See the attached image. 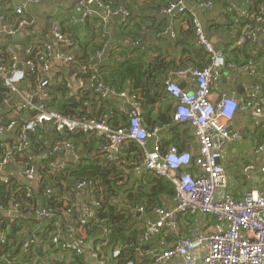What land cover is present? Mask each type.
Returning a JSON list of instances; mask_svg holds the SVG:
<instances>
[{
  "label": "trees",
  "instance_id": "obj_1",
  "mask_svg": "<svg viewBox=\"0 0 264 264\" xmlns=\"http://www.w3.org/2000/svg\"><path fill=\"white\" fill-rule=\"evenodd\" d=\"M104 1L113 9H118L112 3ZM200 1H211L215 5V0ZM262 1L252 0L249 4L250 16H246V20L242 22L243 30L244 28L259 27L256 21L259 17L264 20ZM172 2L174 1L168 2L161 9V12ZM259 5H261V9L258 8ZM124 9L128 10L127 8ZM127 12L129 19L132 16L129 10ZM142 15L146 19L147 15L143 13ZM4 16L8 22L12 23L17 18L15 13L13 16L6 14ZM183 16H187L185 20L189 27L184 33L176 27L177 39L173 41L174 45L181 44L186 33L187 35L188 33L196 35V19L190 12L173 19L167 16L166 22L159 21L157 22L158 25L153 23L156 26L152 28L156 31H150L156 35V39L163 40L171 34V31L168 30L169 26L171 24L172 26L176 25ZM93 19L102 21L101 27L97 28L96 33H99L98 31H101L103 27L104 30L106 29L105 24H103L105 22L99 18L90 19L84 27L76 24L74 26L80 27V29L86 28L85 31L90 32L89 25ZM135 23L124 24L125 26L122 28V36L127 43L126 50L123 52L119 50V47L111 46L109 48L110 45L105 44L106 41L99 42L100 38L95 37V35L86 41L83 40L84 37L79 36L82 34L70 35L67 37L72 41L71 46L59 45L58 50L60 52L76 57L75 64H78L77 66L96 67L98 69L96 74L92 70L82 72L79 80L83 82L84 86L75 93L76 95L73 94V89L69 86L66 74L49 76L40 68L31 69L28 66L23 69L26 74L25 80L18 85V90L20 88L27 90V93L31 95L32 92L37 94L39 80L45 77L44 79L48 84L44 88V93L48 95V98L41 99V105L45 106L47 112H56L71 120L104 121L114 129L127 128L130 124V117L122 112L121 99L116 97L103 98L96 93L97 84L103 83L117 92L136 98L135 102L139 105L144 126L148 130H153L157 126L167 128L168 140L165 141L164 146L163 143L161 144L162 151L168 150L167 148L171 146H176L182 152L190 151L187 149L194 143L193 135L190 133V125L178 124L174 121L173 112L176 103L171 101L166 93V82H164L163 76L171 69V65L166 64L165 55L167 53L161 52L153 61H150L148 59L149 51L142 50V47L139 46V40L131 35L135 32L134 29L132 30L136 25ZM93 33L95 31L84 34L92 35ZM240 37L241 35L238 36V39ZM251 44L253 43L247 40L245 45ZM0 48H2L0 50V65L11 70L14 64L13 55L9 52V47L6 48L0 44ZM188 48L191 49L193 57L187 59L182 69L176 65L175 69L179 71L203 70L211 64L208 54L198 43L194 46L185 47L186 50ZM102 51H104L103 59L99 60L97 54ZM38 56V49L33 50L26 54L25 61L37 63ZM103 60L107 61V65H103ZM75 64H71L69 67L73 68ZM12 93L4 85V79L0 77V128L9 127L13 121L16 123L9 155L10 162L4 166V172L8 173L19 168L25 178V170L34 168L37 173V180L40 179V186L39 189L35 190L29 188L17 176H7V183L0 181V264H34V260L40 259L43 255L42 249L46 245L53 252H58L61 248L64 249L65 244L62 241L59 246L52 243L57 230L52 220H59V229L60 225L63 229L66 222L65 212L70 209L71 212H77L75 196L79 193L76 192L77 186L82 183L91 184L89 193L99 199V206L94 209L95 218L92 221L81 222L76 234L77 239L87 242L86 240L91 236H96L100 237L99 245L102 249H104L102 245H107V248L111 247L114 250L118 248L120 256L114 259L115 264L128 262L147 264L151 262V259L145 260L140 257V253L145 252L148 246L141 242L144 233L143 230L138 231L139 220L132 210L144 207L148 213L166 208V203L175 197V190L166 179L148 174V176L144 175L143 179L135 182L136 176L129 166V174L124 173L128 164L133 163L134 167L143 160L144 149L138 144L130 142L124 146L120 160L113 162L106 158V140L98 137L96 133L70 132L68 130L59 132L44 124L34 132L26 133L29 147L20 151L21 143L18 141L17 134H22L25 123L37 116L39 112L23 110L16 113V109L9 107V104L6 103L8 99L13 98ZM66 141L75 142V148L80 149L79 154L84 160L78 166L69 165L66 170L57 173L51 168L54 159L49 157V154L57 144ZM80 147H83V150ZM7 155L4 139L0 138V160ZM42 155H45L46 158H42ZM123 177L128 178V181L126 182ZM48 190L51 191V194L47 193ZM41 201L44 203L43 212L52 211V217L47 220H41ZM117 201L124 204L121 209L117 205ZM15 206H18V213L13 214V219L5 218L3 211H9ZM39 226L46 230L44 238L41 239V246L33 245L27 253H24L23 247L29 235H35L36 239L39 237L40 233L36 230ZM69 250L77 255L73 250ZM83 259L82 255H77L75 263L83 264Z\"/></svg>",
  "mask_w": 264,
  "mask_h": 264
},
{
  "label": "built area",
  "instance_id": "obj_2",
  "mask_svg": "<svg viewBox=\"0 0 264 264\" xmlns=\"http://www.w3.org/2000/svg\"><path fill=\"white\" fill-rule=\"evenodd\" d=\"M35 2L38 3L39 0ZM79 2L81 16L79 20L73 18V22H79L82 25H86L92 18L102 19L106 23L111 16L123 15L124 18L129 16V13L124 8L113 9L104 0H79ZM247 2L249 5L252 0H247ZM197 5L201 9H212L214 7L211 1H200ZM187 11L186 0H175L164 8L162 13L173 19L185 14ZM15 14L17 18L13 23H10L0 13V38L16 37L23 28L33 25V22L22 17L25 14V9L22 7L16 9ZM242 16H250L249 10H243ZM195 19L198 44L209 55L211 64L203 70L189 69L180 70L176 73L177 76L190 74L194 77L197 83L196 92H187L171 78L166 80L165 87L169 97L177 102L173 116L174 121L178 124H188L194 130L199 149V154L196 158L193 157L191 151L182 152L176 146H171L167 151L163 152L160 146L157 145L154 151H147L146 148L149 141L159 138L163 128L157 126L153 130H148L144 126L139 105L135 102L136 98L117 92L103 83H98L96 88V93L100 97L131 98L133 101L129 110L122 109V112L130 117V124L127 128L114 129L104 121L71 120L56 112H47L44 105L34 107L28 101L23 105H18L16 113L23 110H35L39 114L25 123L22 134H17L18 141L21 143L19 150L22 151L29 147L26 133L34 132L39 126L44 124L53 126L59 132L68 130L70 132L96 133L98 137L106 140V158L113 162L120 160L126 144L130 142L136 143L145 152L143 160L135 166V172L140 174L147 173L169 181L174 187V201L176 202V207L173 210L157 209L158 219L156 221L150 219L142 220L144 235L141 238V242L143 244L156 239L164 230H177L179 214L185 212L193 214L198 212L213 216L219 223L227 226L226 230L219 233L204 231L194 241L178 239L170 249L155 253L151 262L147 264H164L175 258H181L183 260L182 264H196L189 256L205 245L209 246V252L204 258V264H264V194L255 190L247 193L242 199H236L230 193H225L221 196V192L226 188L227 182L223 159L228 146L242 138L239 133L233 131V121L240 110H250L256 115L264 114V97L252 94L244 106L236 99L229 97L227 93H220L221 96H219L218 100L212 99L215 89L214 84L219 72L226 65L228 66V63L224 53L212 44L203 26L196 17ZM258 20L264 21L261 17ZM171 33L172 36H175L173 26H171ZM52 35V44H42L30 51L38 49L39 56L37 63L26 61V66L31 69L40 68L46 74L51 73L50 58L52 53L58 50L59 45H65L66 47L72 45V41L59 24L53 26ZM247 40H251L253 43L257 42V33L255 31L248 32V36L242 37L238 44H244ZM9 52L13 55L14 64L11 70H8L4 65H0V77L4 79V85L15 93L17 92V86L25 80L26 74L23 69L19 68L14 50L10 48ZM58 54L67 65H73L77 60L74 55H67L60 51ZM97 55L99 59L102 58L104 51ZM88 70H92L95 74L98 73L96 67H81L82 72H87ZM255 71L253 70V73ZM47 84L46 80H42L38 86L44 99L48 98V95L44 93V88ZM79 84L84 86L82 81ZM15 127L16 123L14 121L9 127H1L0 138L3 139L9 133L14 134ZM157 140L158 143L159 139ZM64 147L73 148L70 143L61 142L54 149L57 151ZM261 151H263L262 148L257 152ZM112 152L115 153L113 154ZM9 155L10 153L0 160V181L4 183H7V178H5L3 171L4 166L10 162ZM192 166L195 167V172H190ZM51 168L59 170L55 168V163L51 164ZM255 169L254 165H249L245 168V172H253ZM262 172H264V167ZM24 176L29 182H34L37 179V173L34 168L26 169ZM85 185L86 183H82L79 187L82 188ZM47 193L51 194V191L48 190ZM95 205L99 206V203L96 202ZM17 207L15 206L16 210ZM139 212L144 214L146 212L145 208H139ZM85 213L88 219L82 221L83 223L90 222L95 218L93 208H88ZM43 216L46 218L51 217L52 211L44 212ZM58 224V222L55 223L57 231L53 238V243L57 246L61 243V231ZM84 245V241L78 240L75 244L66 245L65 247L82 254ZM30 247V243L27 242L23 250L28 252ZM119 256L120 250L116 248L113 252V257L118 258ZM126 264L135 263L128 262Z\"/></svg>",
  "mask_w": 264,
  "mask_h": 264
},
{
  "label": "crops",
  "instance_id": "obj_3",
  "mask_svg": "<svg viewBox=\"0 0 264 264\" xmlns=\"http://www.w3.org/2000/svg\"><path fill=\"white\" fill-rule=\"evenodd\" d=\"M35 1L36 0H0V13L2 15L6 14L8 16H13L16 9L22 7L25 9V14L22 17L33 22V25L23 28L16 37L8 39L0 38V44H2V46L14 50L18 59V66L21 70L27 68L25 67V60L28 52L39 45L53 43L52 29L55 24L62 26L67 36L82 34L79 36L81 38L84 37L83 40L86 41L90 40L95 35V37L100 38L99 42L106 41L105 44L110 45L109 48L111 46H115L116 48L119 47V50L123 52L126 50L127 43L125 38H123L124 36H122V28L130 22L131 24L136 22V25L132 28L135 32L131 35L139 40V46L142 47V50H145V52L149 51L148 59L153 61L161 52L167 53L165 55L166 64L171 65V69L163 76L164 82L171 78L173 81L180 84L187 92H196V79L190 74L177 76L176 73L179 72V70L175 69V65L180 66L182 69L187 59L191 56L193 57L191 49L188 48V50H186L185 47L194 46L198 43L197 35L190 33L184 35L181 44L174 45L173 43V41L177 39L176 27L178 30L180 29L182 33L188 29L189 24L185 20V17L188 15L181 17L182 19L177 21L176 25H173L175 36H172L171 33L167 38L160 40L156 39V35L150 31H156L152 27L158 25L157 22H166V18L168 17L162 14L161 9L168 2L175 0H106L108 3L117 6V8H127L132 17L128 19V16L124 18L123 15L111 16L106 23H103L106 29L104 30L103 27L101 31H98L99 33H96V31L97 28L101 27L102 21L93 19L89 25L90 32L95 31L96 34L93 33L92 35L84 34L90 33L85 31L86 28L80 29V27L74 26L75 24L81 27L85 26L79 22H73V18L79 20L81 16L79 0H39L38 3ZM198 2H200V0H186L187 12H190L193 17L197 18L203 26L207 37L218 50L224 53L228 63V66L226 65L225 68L219 72L214 84L215 89L212 94V99L218 100L219 96H221L220 93H227L229 97L236 99L244 106L252 94L264 97V57L261 56H264V21L261 22L257 18L256 21L259 27L254 29L244 28L243 30L244 25H242V22L246 20L247 17L242 16V11L249 9L247 0H215V5L212 9H201L197 5ZM261 5L264 6V0ZM261 5H259L258 8H260ZM102 13H104V11H102ZM142 13L147 15L146 19H144ZM126 21L127 23L125 24ZM153 23H156V25ZM171 26L172 24L169 26V31H171ZM250 31H255L257 33V42L253 43L250 40L253 44L246 46V42L239 45V40L244 36H248V32ZM239 35H241V37L238 39ZM0 50H2V48H0ZM58 53V50L52 53V57L50 58L51 73L47 75L60 76L62 73L66 74L69 86L73 89V94H75L83 87L79 84L80 75L82 74L81 67L75 64L73 68H70V65L65 64ZM102 59L103 57L99 60ZM102 63L103 65H107V61L105 60H103ZM253 70L255 73H253ZM44 78L39 80V84H41L42 80H45ZM18 87L19 86H17V92L12 93L13 98L8 99V102L6 101L9 107L17 109L18 105H23L28 101H30L34 107L41 105V99L44 98L39 89L37 94H33L32 92L31 95L27 93V90H22L20 88L18 90ZM36 99L38 101L34 103ZM172 100L173 99H171V101ZM173 101L176 103L174 114L177 102L175 100ZM121 103V107L127 111L132 107L133 101L131 98H123L121 99ZM47 125L49 128H54L49 124ZM232 128L233 131L239 133L242 138L228 146L226 155L223 159L227 173V182L226 188L221 192V196L225 193H230L236 199H242L247 193L255 190L264 194V172H262V168L264 167V114L256 115L250 110H240L233 121ZM190 133L193 135L194 143H192L187 150H190L193 157L196 158L199 154L198 143L196 142L194 130L192 128ZM166 135L167 128H163L160 137L157 138L159 142L157 143V139L149 141L146 150L154 151L157 145L161 148L162 143L164 146L165 141L168 140ZM3 139L5 149L9 154L14 135L9 133ZM67 143H70L73 148L64 147L57 151L53 149L49 154V157L54 159L55 168L59 169H52L54 172L61 173L66 170L69 165L78 166L84 160L81 159L82 156L79 154L80 149L77 150L75 148V142L68 141ZM80 148L83 150V147ZM261 148L263 151L258 153L257 151ZM112 153L114 154L115 152ZM42 158H46V156L42 155ZM133 165V163L128 164L124 173H128L129 166L130 170L133 171L136 176L135 178L137 180L135 182L143 179L144 175H149H147V173L140 174L135 172V166L133 167ZM249 165H254L256 169L253 172L246 173L245 168ZM190 172H195L194 166L190 168ZM22 173L23 172L20 171L19 168L8 173L4 172L6 177L17 176L24 181L29 188H33L34 190L39 189L40 179L29 182L23 177ZM123 179H125L126 182L128 181V178L123 177ZM79 185L76 191L79 193L75 196V209H77V212L75 211L76 213H74L69 210L65 212L66 222L65 225H63L64 228L62 229L60 225L61 241L65 246L75 244L78 241L76 237L77 230L81 222L88 219L85 211L88 208L95 209V207H97L95 204L99 200L89 193L91 184L86 183L82 188H80ZM166 204L167 206L165 209L167 210H173L176 207L174 198ZM43 205L44 203L41 201V220H47L48 218L43 216ZM117 205L120 209L124 206L123 203L120 204V201H117ZM139 208L132 210V212L136 213V217L139 220L138 231L142 230L141 224L143 219H150L152 221L158 219L156 210L154 212H145L141 214ZM3 212L5 213L4 217L10 219H13V214L18 213L15 207L9 211L6 210ZM52 221L54 222V226L56 222L59 223V220ZM40 226L36 228L40 233L39 237L36 239L35 235L31 234L26 240L31 246H41V239L44 238L43 236L46 234V230H43ZM226 228L227 226L225 224L219 223L213 216L198 212L195 214L190 212L181 213L178 218L177 230H164L160 236L146 244L148 249L145 252H141L140 257L145 260H152L155 253L170 249L178 239L182 238L194 241L197 236L204 231L219 233L226 230ZM105 232H107V230H105ZM99 238L100 237L91 236L87 239L82 254H78L73 250L77 255H82L84 258L83 264H115L114 259L116 258L113 257L114 249L111 247L107 248V245H102L104 248L102 249L101 245H99ZM26 241L25 244L27 243ZM65 248H61L58 252H53L49 249L48 245L43 246V255L40 259L34 260V264H76L77 255L72 253L69 249L65 250ZM23 252L27 253V251L24 250ZM208 252L209 246L205 245L203 248L193 252L189 258L195 261L196 264H204V258ZM182 262L183 260H181V258H175L164 264H182Z\"/></svg>",
  "mask_w": 264,
  "mask_h": 264
},
{
  "label": "water",
  "instance_id": "obj_4",
  "mask_svg": "<svg viewBox=\"0 0 264 264\" xmlns=\"http://www.w3.org/2000/svg\"><path fill=\"white\" fill-rule=\"evenodd\" d=\"M38 100L36 99V100H34V103H36ZM0 172H1V166H0Z\"/></svg>",
  "mask_w": 264,
  "mask_h": 264
}]
</instances>
